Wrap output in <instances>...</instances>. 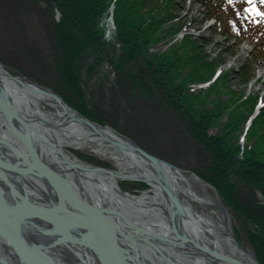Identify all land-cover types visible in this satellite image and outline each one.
Returning a JSON list of instances; mask_svg holds the SVG:
<instances>
[{"label":"bare ground","instance_id":"bare-ground-1","mask_svg":"<svg viewBox=\"0 0 264 264\" xmlns=\"http://www.w3.org/2000/svg\"><path fill=\"white\" fill-rule=\"evenodd\" d=\"M111 19L108 14L104 17L109 31ZM149 51L157 53L153 47ZM4 71L1 64L0 91L31 116L26 128L10 116L13 126L21 128L22 133H33L44 160L63 171L65 179L80 196H72L53 176H42L43 180L33 177V173L43 171L36 163L24 176L15 179L16 183L7 173L0 176V199L5 200L0 201V224L5 232L6 226L11 227L10 238L16 239L12 249H5L0 242L1 264H107L109 259L112 264H233L217 260L211 253L243 264H256L250 250L243 251L231 239L229 232L233 224L229 210L199 177L174 169L170 164H162L157 172L138 154L111 145L106 138L131 144L118 137L113 128L104 126L99 132L93 130L76 117L66 115L51 97L41 94L33 84L21 86ZM43 101L54 107L53 113L42 112L39 102ZM0 107H5L2 100ZM8 125L0 114V144L4 145V149L0 146V153L3 155H10V149H5L18 141L15 137L18 133L12 129L14 135ZM245 136L241 133L240 140ZM67 148L87 150L112 162L116 169L90 166L73 152L67 153ZM14 167L22 169L25 165L20 162ZM125 179L144 183L138 186L139 194L122 191L118 182ZM7 183L15 185L13 193ZM22 187L28 194L24 195ZM164 188L170 189L181 203L182 213L170 204ZM56 193L60 198L52 205L49 199L54 201ZM30 197L37 209L28 206L32 203ZM89 203L97 210H92ZM50 204L52 211H39ZM63 208L70 209L71 219L65 218V212L59 214ZM59 223L68 224L69 230ZM68 236L82 237L81 242L94 249L96 256L82 244L67 240ZM184 236L191 243L183 241ZM114 251L117 255L112 254ZM167 254L173 259L167 260Z\"/></svg>","mask_w":264,"mask_h":264},{"label":"rangeland","instance_id":"rangeland-1","mask_svg":"<svg viewBox=\"0 0 264 264\" xmlns=\"http://www.w3.org/2000/svg\"><path fill=\"white\" fill-rule=\"evenodd\" d=\"M46 1L0 0V64L3 65L6 71L12 76H17L24 83H35L50 89L54 93H56L54 91L56 88L62 90L61 85L63 83L73 84L79 87L78 97H68L72 99L71 102L67 104L64 101V103L77 111L82 117L92 123L100 124L89 118V115H97L98 119L103 123L102 126L113 128L117 133L125 135L145 151L160 157L187 174L198 175L201 172L208 175V173H211L213 168L208 172V168L205 167V164L208 165L210 162L205 152L202 151L205 154L203 156L200 152L201 147H198L192 139L187 138L188 135L185 131L175 124V120H171L170 116H177L176 113L165 112L164 109L167 106L164 105V98L162 97L165 93L160 94L157 82L150 79L140 80L133 72H128L129 66L125 65L126 62L119 54L120 43L117 42L118 40L115 36L114 23H111L112 30L110 31L106 28L104 18L100 20L98 25L92 24L95 37V42L92 44L85 38V34L79 27L78 30L77 27L71 26V24H67L62 20L61 12L57 8L50 9L53 10L50 12L47 9L48 4ZM93 1L96 5H93L92 8L103 6L97 3L104 2L107 4L108 2L106 0ZM178 3L179 6L176 13L185 20L180 21L183 22L188 35L183 38V41L179 37L180 35H178L179 38L177 37V40L173 39L177 35H174L172 39H166L165 34L159 31L154 32L153 41L158 42L157 47H162V50L159 49L157 53L163 54L167 52L174 55L176 52L179 54L184 61L179 64L178 69L180 77L184 78L187 77V74L183 71L190 66V61L186 58L187 55L198 51L205 56L209 63L205 66L212 65L214 67L209 81L207 74L211 67L206 68L205 71H198L194 73L195 75L191 74L190 76L195 80L192 83L194 85L192 87H196V89L206 88L215 80V77L224 78L226 75L227 79L222 85L225 86L227 92H223L218 97L221 102H227L231 99L241 104L243 99L251 97L252 106L250 107L247 104L245 107L235 111L232 118L237 123L234 124L230 119L229 127H233V129L225 134V139L221 143L233 147V150L236 144L232 143L237 141L240 143V145H236L238 148L235 147L237 151L232 154L233 157L229 162V171L239 168L240 171H245L246 168L243 165L246 163L247 167L250 159L255 154L252 150L247 156L245 154L246 146L244 142H248V135L246 134L247 136H245L244 140H240L237 135L239 133L245 134L256 120L264 121V115L261 112L259 113V111L263 110V107L258 108L259 106L257 105L264 102V67L259 69L255 67L257 75L255 79L253 69L247 72L248 69L243 70L244 66L240 65V63H244L245 51L238 52L237 48L229 45L231 43L226 41L227 39L224 40L222 36L215 34L209 30L210 28L206 27L207 24L205 25L204 23L206 21H203L201 15V6L196 0H186L184 3L180 0ZM178 17L176 20H179ZM100 28L102 31L99 30ZM90 29L91 24H89V32ZM99 31L102 32V38H100V43L96 45V37ZM180 43L182 44L179 48L177 44ZM176 46L177 48L174 49ZM157 47L153 48L157 50ZM242 47L248 48L247 44ZM184 49L186 50L184 51ZM76 51L82 55L78 56V63L72 69L67 54L68 52L76 54ZM55 58L56 60L59 58V65H61L60 63H65L67 68L73 70L75 77L66 75L67 79L72 81H66V78L62 77V74H65L63 72L64 69L56 72L57 64L55 65ZM114 60L116 61L114 62ZM123 64L127 72L121 69ZM245 64L250 63L246 62ZM133 69L137 70L136 65ZM58 79L63 80V82L59 84L57 82ZM73 80L76 82H73ZM214 84L217 85L216 82ZM146 85L151 87L148 89ZM212 95H214L213 100H216L214 92L209 96V99H205L208 106L204 110L210 109V112L213 110L211 106H214L210 101ZM202 97L204 98V96ZM39 107L45 114L54 112V107L44 101L39 102ZM192 109L195 110L196 108ZM83 112L89 115L86 114L84 116ZM232 112V106L225 107L224 117H227ZM203 118H206V122L203 121V125H207V127H215L216 125L219 127L225 124V119L216 118L214 113L212 117L204 114ZM219 123H222V125H219ZM244 127H246L245 132L242 131ZM235 128L237 129L235 130ZM222 133V131L221 133L219 132V134ZM252 139L254 140L253 144L258 145V142L264 139V134L263 137L260 135L257 137L252 134ZM197 141L199 145H202L200 140ZM231 144L232 146H230ZM259 145L261 147L257 151L264 153V143ZM66 150L67 153L73 152L76 157L78 155L81 158L80 160L85 161L90 166L104 167L109 170L116 169L112 162L101 156L91 154L87 150L78 151L71 148ZM256 168L258 169L257 178L259 180L257 181V190H255L254 195L264 206V202L260 199V196L264 198L260 187L264 183V168L260 166ZM217 169H219V166ZM197 170L198 173L195 172ZM198 177L204 184L207 183L213 187L199 175ZM241 178V175L233 176L230 173L228 181L235 184ZM118 184L122 191L127 192L129 190L134 195L139 194L138 186L144 185L142 181L127 179L120 180ZM239 189L240 187L237 190ZM24 190L25 188H23ZM211 190L214 193L213 195L220 202H223L230 212L233 224L230 232L238 238L244 247L250 250V253L258 261L261 257L264 259V255L260 254L259 251L257 252L256 248L249 242V237L252 234L258 235V238L260 236L264 237V227L258 229V226H254L248 220L239 217V205H237L236 210H233L232 206L225 203V199L220 197L216 189V191L212 188ZM31 200L32 204H35L33 197ZM168 258L173 259L171 255L167 254V260Z\"/></svg>","mask_w":264,"mask_h":264},{"label":"trees","instance_id":"trees-1","mask_svg":"<svg viewBox=\"0 0 264 264\" xmlns=\"http://www.w3.org/2000/svg\"><path fill=\"white\" fill-rule=\"evenodd\" d=\"M106 1H108L107 4L104 2L97 3L103 6H96L95 8H92L93 5H96L93 0H48L46 2L48 4V10L57 8L61 12L62 20L67 24H71V26L77 27V29L79 27L85 34V38L92 42V44L95 42L92 24L98 25L100 20L108 14L109 6L113 3L114 9L112 18L115 26V36L118 40L117 42L120 43L119 54L126 62L125 65L129 66L128 72H133L140 80L150 79L157 82L160 94L162 95V93H165L164 96L162 95L164 98V105L167 106V108L164 109L165 112L170 111V113H176L177 116H170L171 120H175V124L179 125L188 135L187 138L192 139L198 147H201V153L202 151L205 152L210 161L208 165L205 164V167L208 168V172L213 168V171L208 173L209 176L201 172L198 173V170L195 172L210 183L217 190L220 197L225 199V203L232 206L233 210H236L237 205H239V217L248 220L254 226H258V229L264 227V206L254 195L255 190H257V181L259 180L257 178L258 169L256 167L260 166L264 168V153L257 151L261 147L259 144L264 143V139L258 142V145H254V140H251L252 134L257 137L259 135L263 137L264 121L256 120L253 126L245 133L248 135V142L245 143V154L247 156L251 150L254 151L255 154L250 161L246 158L249 161V165L247 167L246 163L243 165V167L246 168L245 171H240V168L229 171V162L233 157L232 154L237 151L235 147L238 148L236 145H240V143L238 141L232 143L234 145L236 144L234 150L232 149L233 147L221 144L223 139H225V134L233 129V127H229L230 119L234 124L237 123L235 119L232 118L235 111L241 107H245L247 104L251 107V97L243 99L241 104L231 99L227 102H221L218 97L221 96L223 92H227L225 86L222 85L225 79H227L226 75L224 78L215 77V80L206 88L196 89V87H192L194 86L192 83L195 80L190 76L191 74L195 75L194 73L205 71L206 68L211 67V70L208 71L207 74L209 81V77L213 73L212 70L214 66H205L209 63L205 56L198 51L191 52L187 55L186 58L190 61L189 65L191 67L188 66V68L183 71L187 74V77L184 78L180 77L178 69L179 64L184 61L179 54L176 52H173L174 55L167 52L160 54L149 51L151 45L156 48L158 44V42L153 41L154 32L159 31L165 34L166 39H172L179 31L186 29L183 22H181L185 20L176 13L177 7L179 6L176 0ZM181 1L184 3L186 0ZM199 1L203 3L204 6L206 5V11H208L206 13L207 17L216 16L218 18L219 24L214 28V31L230 33L236 36L238 40L247 36L252 37L250 32L245 31L235 23L234 17L237 18V16L236 12L234 14L233 0L231 3H229V0H222L220 6L213 5L211 0ZM52 11L53 10H50V12ZM177 17L179 20H176ZM89 24H91L90 32L92 34L88 31ZM99 30L102 31L101 28ZM101 31H99L100 34L98 33L96 37V45L100 43V38H102ZM76 41L78 40L76 39ZM181 44L182 43L177 44V46L180 48ZM177 46L174 47V49H176ZM159 49L162 50V47H157L156 51H159ZM185 50L186 49H184V51ZM78 51H76V54H72L71 52H68V54L66 53L70 59L69 62L72 69L76 66L75 64L78 63V56L80 57L82 55L78 53ZM263 54L264 48L262 46H257L254 50V60L259 62ZM115 61L116 60H114V62ZM59 62V58L57 60L55 58V65L57 64L56 72L64 69L63 72L65 74H62V77L64 79L66 78V81H72L71 79H67V76L75 77L73 70L67 68V64L65 63H60L61 65H59ZM125 65L123 64L121 69L127 72L124 68ZM135 65L137 70L133 69ZM245 69H248L247 72H250V70L252 71L249 64L244 66L243 70ZM57 82L61 84L63 80L58 79ZM73 82L76 81L73 80ZM214 82H216L217 85L214 84ZM150 87L151 86L146 85V88L149 89ZM61 88L62 90L56 88L54 91H56L67 104L71 102L72 99L70 98L78 97L79 87L73 84L63 83ZM213 92L217 99L213 100L214 95H212L210 101L215 107L211 106L213 110L210 112V109L204 110V108L208 106L205 99H209V96H211ZM202 96H204V98ZM229 106H232L233 112L227 117H224V108ZM192 108L196 109L193 110ZM262 109L259 113L261 112V114L264 115V107ZM202 113L205 115L208 114V116L211 117L214 113L216 118L220 117L219 119H225V124L222 125V123H219V125L222 126L218 127L216 125L215 127H207V125H203V121L206 122V118H203L204 114ZM86 114L88 113L83 112L84 116ZM89 118L101 125L103 124L98 119L97 115H89ZM236 129L237 128H235V130ZM221 131L223 133L219 134ZM240 134L241 133L237 136L240 137ZM197 140H200L202 145H199ZM249 140L251 141L249 142ZM232 144L230 146H232ZM205 154L202 153L203 156H205ZM257 155H259V157H257ZM216 166H219V169H217ZM230 173L233 174V176L241 175L242 178L235 184L229 182L228 176ZM239 187L240 189L237 190ZM260 187L264 195V183H262ZM249 238V242L256 248L257 252L259 251L260 254L264 255V237L260 236L258 238V235L255 236L252 234ZM259 261L264 264V259H262V257Z\"/></svg>","mask_w":264,"mask_h":264},{"label":"water","instance_id":"water-1","mask_svg":"<svg viewBox=\"0 0 264 264\" xmlns=\"http://www.w3.org/2000/svg\"><path fill=\"white\" fill-rule=\"evenodd\" d=\"M0 66H1V64H0ZM5 73L7 74V76L10 79L15 81L19 85L27 86V83H24L18 77L10 75L7 71ZM29 84H33L35 86L36 90L39 91L41 94H44V95H47V96L51 97L56 102L58 107L64 113H66V115H68V116L72 115L73 117H76V119L81 121L84 125H86L88 127H91L93 130H95L97 132H99L102 128H104V126H101V125L96 124L94 122L92 123L91 121H89L86 118H84L81 115H79L75 110H73L72 108L68 107L58 94L54 93L50 89L45 88V87L40 86V85H37L35 83H29ZM0 100H2L5 103V107H0V114L5 119V122L9 124L8 125L9 129L11 131L13 129V130H15L18 133V135H15L14 132L12 131L13 134L15 135V137H17V139H18L16 145L15 146L11 145V147H9L8 149H5V150H9L10 149L11 154L10 155H3L2 153H0V165H2L1 166L2 169H0V176L5 175V173H7L6 176L8 178H10L13 181V183H16L17 182L16 180L19 177L24 176L25 173L29 171L28 169L31 168L33 163H36L41 168H43V171H41L42 175L39 174L38 172L33 173V177L43 180V178H45V177H42V176H53L55 179L59 180V182H61L63 184L62 186H65V188L68 189V192L72 196H75V197L80 196L78 194V192H76V190H74L73 185H71L70 182L65 179V176L63 175L64 172L59 170L56 166L51 165L49 162L44 160V157H43L41 151H39V149L35 145L36 142H35L34 138L32 137L33 133L32 134L29 133V132L28 133H22L21 132V128L19 129L18 126H16V125L14 127L12 122H11V119H9L10 116L15 117L16 120H17V123L19 125H22L23 127L25 126V128H26V126L28 125V122H30L29 119H31V116L28 113H26L25 111L22 112L17 107V105L13 104L11 102V99H9L8 95L4 91H0ZM74 114H75V116H74ZM28 127H29V125H28ZM114 132L117 133L116 131H114ZM117 136L120 137L121 139H126V141H129L131 144H127V143H124L122 141H119L118 139H113V138H111V139L110 138H108V139L106 138V140L111 145H114L115 147H117V148H119L121 150L131 151V152H133L135 154H138L139 156H141V158H143V160H147L149 163H151L156 168L157 172L161 170V165L162 164H166V165L170 164V163H168V162H166V161H164V160H162L160 158H157V157L149 154L145 150L141 149L134 141H132L129 138H126V137L122 136L120 133H117ZM0 146L2 148L4 147V145H1V144H0ZM20 162H21L22 165H25L26 168L24 167L22 169H16V167H14L16 165V163H20ZM170 165H172V164H170ZM176 168L177 167L174 166V169H176ZM2 170H4L5 172H1ZM194 176L198 177L197 175H194ZM12 177H13V179H12ZM2 179H5V178H2ZM13 183H7L8 184L7 187L9 189L10 193L14 192L12 190V189L15 188V185H13ZM211 188L214 191H216L213 187H211ZM164 190H165V194L167 195L166 197H167L168 201L170 202V204H172L176 210H179L182 213L183 212V209H182L183 207H182L181 203L178 201V199L171 193L170 189L168 190V189L164 188ZM25 191L26 190H24V192ZM216 194H217V192H216ZM24 195H26V192H25ZM54 195H55V198H53L54 201L49 199V201L52 202V205H53V203L56 205L55 202L60 198L58 196V193H56ZM260 199L264 202V198L262 196H260ZM0 201H5L4 197H2L0 199ZM219 203H220V201H219ZM52 205L50 204V205L44 206L39 211H44L45 213L50 212V210L52 211V209H51ZM89 205H90V208L92 210H97L96 208H94L95 206L92 203H89ZM28 206L30 208H33V209H37V207H38L37 205L32 204V203H28ZM63 209H64V211H63ZM63 209L61 210V213H59V214H63L65 212L64 216H67L65 218L69 219L68 218V216H69L70 219H71L70 209H67V208H63ZM58 225H60V227H63L64 229L69 230V225L68 224H65V223L60 224L59 223ZM10 228L11 227L6 226V231L7 232H5L3 230V228L1 227V224H0V242L2 243V245L4 246L5 249L14 248V243L16 241V239L12 240L10 238V234L8 233ZM175 229H177V228H175ZM229 234H230L231 239L233 240V242L239 248H241L245 252H248L246 247H244V245L238 240V238L233 233L229 232ZM177 238H180V235H178ZM66 239L69 240L70 242H72L73 244H78V243L82 244L81 246L84 249H86L91 255L96 256L94 249L90 248L86 243H82L83 241L81 242L82 237H74V238H72V237L68 236V237H66ZM183 241H188V242L191 243V241L186 236L183 237ZM112 254L114 255V254H116V252L114 251V252H112ZM211 255H213L217 260L221 259V260H225V261L231 262L233 264H243L242 262H239V261H237L234 258L225 257V256L217 254V253H211ZM250 255H251V257L253 258V260L255 261L256 264H260V262L256 259V257L254 255H252L251 253H250ZM0 261H3L1 257H0ZM111 262L112 261L109 259L107 264H112ZM114 264H117V262H114Z\"/></svg>","mask_w":264,"mask_h":264},{"label":"snow or ice","instance_id":"snow-or-ice-1","mask_svg":"<svg viewBox=\"0 0 264 264\" xmlns=\"http://www.w3.org/2000/svg\"><path fill=\"white\" fill-rule=\"evenodd\" d=\"M232 0H229V3H231ZM264 2V0H262ZM247 3L250 5L248 11L256 16H261L264 17V13L260 12L254 5H255V0H247Z\"/></svg>","mask_w":264,"mask_h":264}]
</instances>
